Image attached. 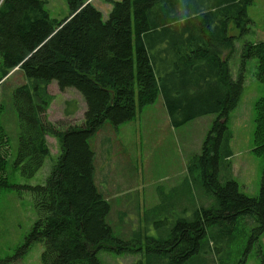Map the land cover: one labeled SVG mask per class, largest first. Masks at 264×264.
Returning a JSON list of instances; mask_svg holds the SVG:
<instances>
[{
    "label": "trees",
    "instance_id": "1",
    "mask_svg": "<svg viewBox=\"0 0 264 264\" xmlns=\"http://www.w3.org/2000/svg\"><path fill=\"white\" fill-rule=\"evenodd\" d=\"M107 1L111 9L105 20L91 0H67L69 13L62 19L50 16L44 0H0V84L18 72L23 77L13 91L20 126L14 166L33 177L50 155L49 134L60 148L43 184L18 185L31 192L39 217L17 255L40 243L41 264H104L101 249L137 250L109 222L113 202L97 185L91 139L106 123L118 129L134 120L138 110L162 95L175 127L215 115L195 167H189L214 199L198 205L191 218L177 219L166 238H148L149 264H213L212 252L221 249L229 257L238 247L241 230L236 229L249 215L256 225L239 263L247 264L248 252L264 234V169L258 195L249 196L233 178L222 183L219 167L222 157L232 154L228 119L243 94L250 59L256 60V79L264 82V40L244 43L235 76L230 66L237 37L249 29L247 11L254 0ZM232 25L239 35L231 33ZM54 82L60 91L81 94L82 123L63 127L48 119ZM78 107L76 99L67 100L66 114ZM3 109L0 103V190L9 186ZM253 111L254 151L261 153L264 95ZM107 151L111 159L113 151ZM181 199L175 195L163 205L172 207ZM259 251L264 260L261 245ZM11 262L0 258V264Z\"/></svg>",
    "mask_w": 264,
    "mask_h": 264
},
{
    "label": "rangeland",
    "instance_id": "2",
    "mask_svg": "<svg viewBox=\"0 0 264 264\" xmlns=\"http://www.w3.org/2000/svg\"><path fill=\"white\" fill-rule=\"evenodd\" d=\"M44 1L51 17L62 19L68 15L67 0ZM93 3L103 11V19L107 20L111 4L107 0H93ZM247 13L249 29L244 31L243 37H237L235 53L230 60L234 76L238 72L244 43L264 40V0H254ZM230 31L235 35L240 32L234 25ZM18 73L12 74L0 84V103L4 104L1 122L9 139L8 147L2 148L6 156L5 175L9 186L0 190V258L6 260L10 257L11 264H41L43 247L40 243H34L22 257L17 255L18 246L23 243L39 217L31 192L20 189L18 185L43 184L59 156L60 148L56 137L49 134L50 155L33 177H24L14 166L20 126L13 105V91L23 83V77ZM255 73L256 60L250 59L246 66L243 94L228 119L232 131V154L222 157L219 167L222 183L233 178L240 191L249 196L258 195L264 169V151H254L253 141L254 103L264 95V82L256 79ZM66 90L60 91L55 82L50 85V93L55 99L47 110L48 119L55 123L63 122V127L82 123L85 111L81 94L75 89ZM71 99H76L79 107L75 113L66 114V101ZM214 118L213 114H205L175 127L170 121L162 95H159L154 103L138 110L134 120L120 125L118 133L109 129L112 128L109 123L103 125L106 126L104 132L108 142L105 147L97 141L94 143L98 153L97 185L112 198L113 210L109 222L114 226L115 234L137 248L136 251L121 253L101 249L98 256L104 264H149L151 256L147 251L148 238H166L177 219L184 214L191 218L198 205L208 206L213 201V194L206 190L203 183L200 184L198 178H195L197 173L192 174L189 167H195V155L201 154ZM110 148L113 151L110 153L111 159L107 151ZM180 194L182 201H175L172 207L163 205L169 198ZM185 206L189 208L184 210ZM242 220L243 224L236 229L241 230L238 247L234 245L229 257L223 249L219 253L212 252L214 256L210 261L213 260V264L240 263L256 225L252 216L248 215ZM259 245L264 254V234L248 252L247 264H264Z\"/></svg>",
    "mask_w": 264,
    "mask_h": 264
},
{
    "label": "crops",
    "instance_id": "3",
    "mask_svg": "<svg viewBox=\"0 0 264 264\" xmlns=\"http://www.w3.org/2000/svg\"><path fill=\"white\" fill-rule=\"evenodd\" d=\"M92 2H93V0H91ZM111 9V8H110ZM110 9H108V11H107V13L109 14V11H110ZM102 13H103V11H102ZM52 85V84H51ZM58 87V86H57ZM49 89H50V87H49ZM68 90V89H67ZM66 90V91H67ZM85 108H86V106H84V110H85ZM106 128V126L105 127H102L101 129H100V131L98 132V134L93 138V140H92V147L94 148V152H95V167H96V170H95V178H96V173H97V158H98V153H97V150H96V148H95V145H94V143H95V141H97L98 142V144L100 145V146H102V147H105L106 146V144H107V142H108V139L106 138L107 136H106V133L104 132V129ZM109 128V127H108ZM109 129H111V131L113 132V133H118L119 132V130L118 129H115V128H109ZM47 140H48V136H47ZM119 145H121V143L119 142L118 143ZM104 178H106L105 177V173H104ZM110 178V177H109ZM108 178V179H109ZM96 182H97V180H96ZM108 183V182H107ZM107 195V194H106ZM108 197H110L109 195H107Z\"/></svg>",
    "mask_w": 264,
    "mask_h": 264
},
{
    "label": "bare ground",
    "instance_id": "4",
    "mask_svg": "<svg viewBox=\"0 0 264 264\" xmlns=\"http://www.w3.org/2000/svg\"><path fill=\"white\" fill-rule=\"evenodd\" d=\"M188 1V0H187ZM190 1V0H189ZM209 4V3H208ZM205 5V4H204ZM207 5V4H206ZM208 7V6H207ZM199 10V9H198ZM207 10V9H206ZM177 20V19H176ZM204 39V38H203ZM205 44V43H204ZM177 46V45H176ZM178 47V46H177ZM179 48V47H178ZM177 49V48H176ZM171 51V50H170ZM175 52V51H174ZM180 53V52H179ZM159 60V59H158ZM159 62V61H158ZM187 62V61H186ZM193 90V89H192ZM195 91V90H194Z\"/></svg>",
    "mask_w": 264,
    "mask_h": 264
}]
</instances>
